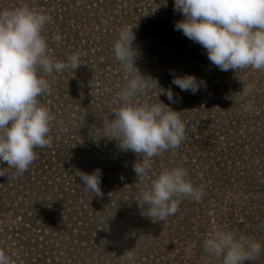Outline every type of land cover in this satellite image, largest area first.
<instances>
[{
    "label": "trees",
    "instance_id": "16d2710c",
    "mask_svg": "<svg viewBox=\"0 0 264 264\" xmlns=\"http://www.w3.org/2000/svg\"><path fill=\"white\" fill-rule=\"evenodd\" d=\"M25 4L52 17L44 33L52 55L67 62L79 54L84 64L47 77L51 90L40 99L56 118L51 146L35 149L38 158L22 176H0V247L11 264H136L137 257H144L141 264H219L203 242L220 230L251 237L264 249V70L221 71L201 45L184 35L181 44L170 28L163 31L167 24L154 21L149 0H0V10ZM162 8L157 5L158 14ZM126 26L134 27L140 73L170 88L176 101L150 84L139 102H163L180 112L186 128L181 146L154 157L139 179L133 165L140 158L103 137L102 127L114 118L126 84L114 57ZM185 74L206 87L181 91L172 80ZM244 84L253 85L248 96L240 93ZM171 167L186 169L204 195L200 202L183 199L175 215L154 222L136 199ZM96 169L99 197L75 176ZM256 264H264V251Z\"/></svg>",
    "mask_w": 264,
    "mask_h": 264
},
{
    "label": "clouds",
    "instance_id": "9594fccd",
    "mask_svg": "<svg viewBox=\"0 0 264 264\" xmlns=\"http://www.w3.org/2000/svg\"><path fill=\"white\" fill-rule=\"evenodd\" d=\"M174 12L184 17L174 25L189 40L201 45L212 65L221 71L264 70V0H174ZM52 17L27 4L0 10V176L16 179L28 171L38 158L36 148L51 146L50 132L55 116L41 103L51 90L47 77L69 67L75 72L81 64L79 54L67 56V62L52 55L44 35ZM134 27L119 31L114 43V57L125 74L126 84L118 98L120 107L114 118L103 123L104 136L116 140L122 151H131L140 159L133 165L137 178L147 177L153 158L169 149H178L186 138V128L178 111L163 102L140 103L139 96L149 85L159 87L158 81L143 76L136 66L139 55L134 41ZM62 37L56 34V43ZM172 83L181 91L196 94L203 80L195 75L174 76ZM169 101L175 103L171 89H162ZM253 90L244 84L243 96ZM248 108L251 107L249 104ZM15 169L9 176L8 170ZM101 170L88 174L76 170L83 188L99 197ZM203 187L188 179L183 167L162 170L150 187L136 199L142 214L154 222L165 221L179 211L183 199L200 202ZM204 251L219 264H256L262 245L251 237L231 230H220L203 242ZM0 264H11L5 247H0Z\"/></svg>",
    "mask_w": 264,
    "mask_h": 264
},
{
    "label": "rangeland",
    "instance_id": "374dc122",
    "mask_svg": "<svg viewBox=\"0 0 264 264\" xmlns=\"http://www.w3.org/2000/svg\"><path fill=\"white\" fill-rule=\"evenodd\" d=\"M149 1L152 3V5L154 7L153 11L156 14L154 21L159 22L161 24V26L166 23L167 25L165 27H163V29H164L163 31H165L167 28H170V31L172 33L171 36L173 38H175V41H177V39L180 38L181 35H183V33L181 31L175 30L174 25L177 21H180L184 18L182 16V14L179 12H174V4L170 5L171 3H168V1H171V0H149ZM172 2H174V0H172ZM161 3L164 4L165 9L162 8L163 11H161L160 14H158L157 5H159ZM157 19H158V21H157ZM187 41L182 42L180 39H178V42H181V44H186ZM66 76H64V78H66ZM132 258H133V254H132ZM137 259H141V260L143 259V261H144V257H137ZM141 260H136V264H141Z\"/></svg>",
    "mask_w": 264,
    "mask_h": 264
}]
</instances>
